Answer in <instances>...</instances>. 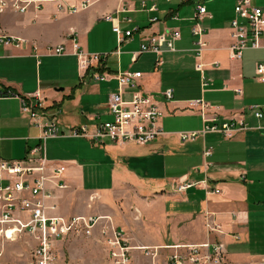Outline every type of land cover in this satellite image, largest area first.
Listing matches in <instances>:
<instances>
[{"label": "crops", "instance_id": "1", "mask_svg": "<svg viewBox=\"0 0 264 264\" xmlns=\"http://www.w3.org/2000/svg\"><path fill=\"white\" fill-rule=\"evenodd\" d=\"M67 1L73 7L87 0ZM89 1L90 7L72 14L60 12L53 2L25 15L12 11L0 14V29L25 40L22 48L0 49V85L21 96L38 92L46 111L42 122L56 118L67 133L90 118L111 119L109 97L119 92V83L115 78L97 81L94 73L141 72L142 89L156 96L164 112L161 125L166 135L147 146L108 141L105 147H95L87 140L67 136L49 140L47 158L55 166H65L68 188L58 190L49 185L52 197L46 201L48 214L103 217L93 235L80 241L100 245L104 264H109L100 238L107 234L108 220L117 218L113 207L135 195L157 206L165 239L155 243L140 240L137 234H131V222L114 221L132 246L202 244L211 240L226 246L231 264L259 263L264 257V118L257 119L251 108H264V83L256 79V66L264 63V39L262 47L247 48L241 59H232L231 47L236 42L232 22L238 0ZM153 4L157 12L149 11ZM187 4L191 7L185 8ZM254 4L264 8V0H254ZM200 5L207 11L202 20L195 18ZM124 7L130 11L121 18L132 21L122 22L121 27H138L139 31L120 43L105 17ZM155 17L158 21L153 22ZM196 24L205 30L199 58V38L192 33ZM175 29L181 31V39L175 42L174 50L163 46L161 56L139 54L141 45L151 36ZM75 44L79 51L104 58L92 69L80 71ZM57 46H64L66 53L49 54V49ZM158 61L162 64L157 65ZM198 64L203 65L202 71ZM191 88L195 92H188ZM166 90H172L171 100L162 95ZM194 101H199L198 105L190 107ZM21 112L19 99L0 101V161L25 159L40 144L41 130L36 121ZM233 120L243 121L247 129H236L231 137L208 133L192 143L180 142L182 132L202 131L206 125L221 126ZM72 139L79 147L72 149ZM87 147L95 156L88 154L86 160ZM208 151L210 155L205 154ZM86 169H94L97 181H87ZM104 172L105 181L99 185L96 182L104 179ZM179 181L199 184L177 192ZM216 189L220 194L213 193ZM98 207L101 209L93 211ZM137 209L141 216L133 220L135 226L144 224V213L136 204ZM66 211H72L71 216ZM208 223L218 226L217 230L210 234ZM141 227L137 225L136 229ZM65 242L60 243L61 251ZM76 258L72 255V263Z\"/></svg>", "mask_w": 264, "mask_h": 264}, {"label": "built area", "instance_id": "2", "mask_svg": "<svg viewBox=\"0 0 264 264\" xmlns=\"http://www.w3.org/2000/svg\"><path fill=\"white\" fill-rule=\"evenodd\" d=\"M186 1V0H182ZM53 2L60 12L77 13L86 9L90 1L79 6L69 5L67 0H0V13L13 11L20 15L29 13L32 9L41 11L43 6ZM142 7L147 4L142 1ZM130 11L129 8H120L114 15L106 20L113 25L119 42L132 38L139 28L123 29L121 23H131L128 17L121 15ZM150 12H157L153 4ZM235 19L232 28L235 31L236 42L231 47L232 59L239 60L247 48H260L264 39V8L255 6L254 0H238L234 9ZM207 15L206 8L199 6L196 19L202 20ZM153 22L158 21L155 17ZM194 36L198 37L197 56L202 55L204 44L201 39L205 33L200 24L192 29ZM181 39V31L170 30L155 34L147 43L141 45L139 54L155 53L161 56L162 47L167 46L174 50L175 42ZM25 41L21 38L6 35L0 31V49L3 47L22 48ZM78 57L80 71H88L93 65L99 64L104 56L88 54L79 51V45H74ZM64 46L49 49V54L64 55ZM158 61L157 65H161ZM203 65L198 64L202 71ZM94 79L104 81L115 78L119 83V92L112 93L108 102L110 120H102L100 116L90 118L86 124L74 126L65 133L56 118L42 122L46 116L45 105L40 94L32 93L25 96L17 94L8 87L0 85V101L8 98H17L21 103L22 113L32 121H36L41 130L40 144L29 152L27 158L21 160L0 161V259L4 257L7 243L24 242L33 246L24 253H20L18 263L1 262L0 264H57L60 258V243L73 237H91L95 226L103 217L50 216L47 212L46 201L52 197L49 185L58 190H65L68 185L64 181V166H55L47 158V143L49 140L64 136L74 138H87L96 144L111 142L113 144L135 143L144 145L166 135L161 120L164 112L156 96L142 89L143 73L124 71L118 74L94 73ZM256 79L264 83V63L256 66ZM206 84V83H205ZM167 100L173 98L172 90L162 94ZM199 101L190 103V107L198 105ZM255 117L264 118V108L258 105L251 108ZM215 119L213 123H215ZM1 122V115H0ZM236 129L245 130L247 125L243 121L233 120L221 126L217 124L206 125L202 131L182 132L179 139L182 144L197 141L208 133H221L231 137ZM210 155V151L205 153ZM199 184V183H198ZM197 183L182 181L176 183V191H185ZM214 194H220L216 189ZM218 226L207 224L209 233L216 231ZM108 258L114 264H231L226 246L221 242L211 240L202 244H178L160 247H134L130 244L122 230L115 228L112 236L107 239ZM139 254H135V252ZM257 264H264L262 257Z\"/></svg>", "mask_w": 264, "mask_h": 264}, {"label": "rangeland", "instance_id": "3", "mask_svg": "<svg viewBox=\"0 0 264 264\" xmlns=\"http://www.w3.org/2000/svg\"><path fill=\"white\" fill-rule=\"evenodd\" d=\"M87 1H89V0H87ZM258 4L260 5V3H258ZM90 5H91V2H90ZM90 5H89V7H90ZM184 7L188 8V7H191V5L187 4V5H184ZM82 10H85V9H82ZM82 10H80V11H82ZM80 11H78V12H80ZM0 14H2V13H0ZM106 17H105V20H106ZM1 21H2V16H0V22ZM0 31L2 33H4L1 29H0ZM105 43H107V42H105ZM52 48H54V47H52ZM246 57H248L247 56V52L245 53V60H246ZM193 90L194 89L191 88L188 92H195V90L194 91ZM185 96L189 97L191 95L190 94H186ZM21 115L24 116V114L22 112H21ZM72 138H74V137H72ZM81 139L89 141L95 147L96 146L97 147H100V146H104L105 147V146H107L106 143L96 144V142H93L90 139H87V138H81ZM156 140H154V141H152L150 143L144 144V145L135 144V143H124V144H114V145L147 146V145L152 144ZM77 142L78 141H74L72 139V149H74L75 147L76 148L79 147L77 144H75ZM88 149H89L88 147L85 148V150H86L85 159L86 160L88 159V156H87L88 154H90L91 157L95 156V154H93V152L88 150ZM59 166H63V165H59ZM92 170L94 171V169H86V171H85L86 178L88 179L87 180L88 182L89 181H91V182L97 181V179L95 177V174L92 172ZM106 170H107L106 172L109 171V169H106ZM102 171H103V169H100L99 176L102 175ZM107 177H108V174H107ZM104 181H105V172H104V179L101 177L100 182H96V183L97 184L99 183V185H100ZM179 182H182V181H179ZM92 185H94V184H92ZM147 203L148 202H143V201H141V199H138L135 195H133L132 199H129V200L126 199V201L124 203H119L118 202L117 205L113 207L117 211V213H116L117 216H115L117 218L113 217L114 220L113 219H111V221L108 220L107 226L105 225L106 226V230H107V234L105 235V237L100 238V241H99V243L103 245L102 247H103L104 250H106V252H107V249H108L107 239L112 236L113 230L118 227L116 225V223H114V221L118 222L119 220H121V221H126L127 220L128 222H131V225H132L131 234L132 235L137 234L136 236L140 240H143V241H146V242H150V243H155V242L159 241L160 238H162L163 240L165 239V235L163 234V231H161L162 230L161 227L163 226V222H162L161 217L159 216V212L158 211L156 212L157 206H153L152 203H149V204H147ZM123 204H125V205H123ZM136 204H137V206H139V208H141V210L144 213V215H143V223L144 224H142L141 221H140L141 222L140 224L136 223V226L137 225H142V227L140 229H136V226L133 225V220H136L137 218H140V216H141L140 211L138 209L136 210ZM128 205H134V207H132V206L130 207ZM66 208H67V205H66ZM99 209H101V207H98V209L94 208L93 211L94 210H99ZM128 210H130V211H128ZM66 214L70 215V214H72V211H66ZM156 214L158 215L157 219H156ZM151 215H153L155 218L152 217ZM63 217L64 218H70L69 216L68 217L67 216H63ZM94 230H95V228H94ZM93 233H94V231H93ZM73 238H75V237L72 236V238L67 239L66 242L64 244H62L63 247H62V251H60V260L57 261V264H104V261H105V260H103L104 259V255L102 253V248H101L100 245L99 246H93V245L91 246V243H89V242L88 243L87 242H82V241H80V240H82L80 238H83L82 236L81 237H76V238H79L78 240H75ZM5 246H6L5 247L6 253L4 254V257L2 259H0L1 262L18 263V257L20 255V253H24L25 255H27L25 253L26 252L25 250H27L28 247L24 244V242L7 243ZM157 247H160V246H157ZM72 255L73 256L75 255L77 257L73 261V263H72ZM109 264H114L113 261L110 260V258H109Z\"/></svg>", "mask_w": 264, "mask_h": 264}, {"label": "trees", "instance_id": "4", "mask_svg": "<svg viewBox=\"0 0 264 264\" xmlns=\"http://www.w3.org/2000/svg\"><path fill=\"white\" fill-rule=\"evenodd\" d=\"M100 70H102V69H100Z\"/></svg>", "mask_w": 264, "mask_h": 264}]
</instances>
